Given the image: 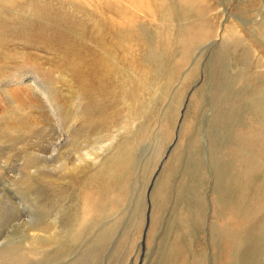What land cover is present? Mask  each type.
<instances>
[{"label": "rangeland", "instance_id": "rangeland-1", "mask_svg": "<svg viewBox=\"0 0 264 264\" xmlns=\"http://www.w3.org/2000/svg\"><path fill=\"white\" fill-rule=\"evenodd\" d=\"M0 264H264V0H0Z\"/></svg>", "mask_w": 264, "mask_h": 264}, {"label": "bare ground", "instance_id": "bare-ground-1", "mask_svg": "<svg viewBox=\"0 0 264 264\" xmlns=\"http://www.w3.org/2000/svg\"><path fill=\"white\" fill-rule=\"evenodd\" d=\"M138 2H139V1H138ZM143 2H144V1H143ZM139 3H141V2H139ZM138 5H139V4H138ZM143 5H144V4H143ZM143 5H142V6H143ZM145 5H146V4H145ZM146 8H148V7H146ZM195 37H196V36H194V38H195ZM38 236H39V235H38ZM35 237H36V235H35ZM36 238H38V237H36ZM34 240H35V239H34Z\"/></svg>", "mask_w": 264, "mask_h": 264}]
</instances>
